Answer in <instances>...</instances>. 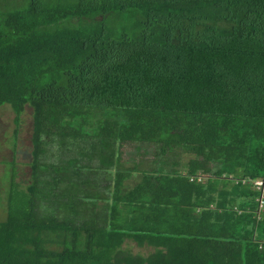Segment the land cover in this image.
<instances>
[{
	"label": "trees",
	"instance_id": "16d2710c",
	"mask_svg": "<svg viewBox=\"0 0 264 264\" xmlns=\"http://www.w3.org/2000/svg\"><path fill=\"white\" fill-rule=\"evenodd\" d=\"M5 105L0 264H264V0H0Z\"/></svg>",
	"mask_w": 264,
	"mask_h": 264
},
{
	"label": "rangeland",
	"instance_id": "374dc122",
	"mask_svg": "<svg viewBox=\"0 0 264 264\" xmlns=\"http://www.w3.org/2000/svg\"><path fill=\"white\" fill-rule=\"evenodd\" d=\"M16 115L9 105L0 108V220H4L7 211V195L6 186L10 179L14 167L20 169L18 180L21 183L28 184L32 180V172L30 168L31 155V117L30 114L24 115L23 122L19 129L20 136L16 140L13 137L16 130ZM17 148V149H16ZM16 160L13 163V161ZM2 162H5V164ZM5 188V189H4ZM129 248L132 254L148 256L153 252L152 248L139 247L134 242L129 241Z\"/></svg>",
	"mask_w": 264,
	"mask_h": 264
},
{
	"label": "built area",
	"instance_id": "2783aa9c",
	"mask_svg": "<svg viewBox=\"0 0 264 264\" xmlns=\"http://www.w3.org/2000/svg\"><path fill=\"white\" fill-rule=\"evenodd\" d=\"M256 186L262 190L263 197H264V180L255 182Z\"/></svg>",
	"mask_w": 264,
	"mask_h": 264
}]
</instances>
